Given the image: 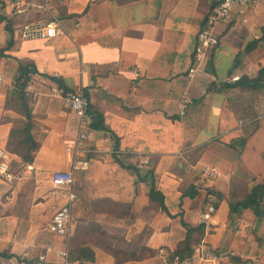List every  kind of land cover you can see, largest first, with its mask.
Wrapping results in <instances>:
<instances>
[{"label":"crops","instance_id":"crops-1","mask_svg":"<svg viewBox=\"0 0 264 264\" xmlns=\"http://www.w3.org/2000/svg\"><path fill=\"white\" fill-rule=\"evenodd\" d=\"M44 5L0 0V95L14 86L20 64L36 69L26 90L30 135L38 143L24 163L8 149L10 121H0V148L18 178L11 185L0 179V264H39L48 247L46 264H61L65 248L71 264H165L157 252H175L185 238L181 220L204 225L199 244L214 254L211 260L192 254V264H264V201L258 217L249 209L232 215L228 207L232 195L264 182V74L255 88L238 85L264 67V2L214 26L219 43L192 78L195 38L209 12L202 0H62L50 1V12ZM51 19L59 24L55 38L19 39L23 26ZM47 77L82 91L92 122L102 115L110 132L89 125L76 151L78 120L52 95L57 85ZM244 119L251 123L239 126ZM119 164L153 170L170 216ZM71 170L76 197L62 239L47 230L65 202L51 175ZM210 194L216 211L202 224ZM141 247L153 255L131 260ZM83 248L92 260L81 256Z\"/></svg>","mask_w":264,"mask_h":264},{"label":"built area","instance_id":"built-area-1","mask_svg":"<svg viewBox=\"0 0 264 264\" xmlns=\"http://www.w3.org/2000/svg\"><path fill=\"white\" fill-rule=\"evenodd\" d=\"M61 2L62 0H45V5L42 7L44 12H50L49 2ZM209 5V12L206 15L203 26L199 30L195 38V44L192 54V65L188 69V77L192 78L198 73V68L203 62L206 54L211 49L215 48L219 41L214 32V26L217 23L223 22L228 19L230 14L235 11L239 15H244L247 8L253 4H258L264 2V0H202ZM17 11V13H20ZM58 22L56 19H51L46 22L35 23L23 26L19 30V39L29 40V39H52L57 36ZM2 65V60L0 58V67ZM4 74L0 70V86L4 83ZM52 95L58 98H62L66 106L73 112L78 120V136L76 143V151H80L79 145L82 141L86 139V133L84 132L89 125L92 123V117L90 114V103L87 97L82 91H64L63 88L56 87L52 90ZM187 100L184 98L182 100V105H186ZM183 113V112H181ZM251 120H241L239 121V126L249 125ZM6 152L0 148V179L8 184H14L18 179L17 176L9 169L8 163L6 161ZM75 167H72V169ZM139 169L141 166L138 167ZM27 170H32L31 165L26 166ZM213 178L214 173L212 171L207 172ZM51 183L56 190H63L65 202L63 205L55 209L51 220L47 226V230L54 234L55 236L65 239L70 230L71 223V210L72 204L75 200V194L72 191L73 184V173L72 170L68 172H54L51 175ZM216 199L210 194L204 203L203 210L199 215V223L208 222L216 211ZM50 248H46L44 253L37 257L39 264H46L47 253ZM157 254L164 260L165 264H192L191 258L181 260L177 255H172L166 252L163 248H160ZM193 254L200 257L201 260H211L214 258V254L211 250L202 249L201 244H198L194 250ZM61 264H71V259L69 251L67 248L59 251L58 253Z\"/></svg>","mask_w":264,"mask_h":264},{"label":"trees","instance_id":"trees-1","mask_svg":"<svg viewBox=\"0 0 264 264\" xmlns=\"http://www.w3.org/2000/svg\"><path fill=\"white\" fill-rule=\"evenodd\" d=\"M0 20L3 18L0 16ZM253 45H249L246 48V51H249ZM32 74H36V69L29 65H19L17 70V78L15 80V84L13 86L12 93H14L22 107L23 114L22 117L24 119L23 125L18 132L20 135L17 140V146L22 147L25 151L24 155H18L20 159L24 163H29L33 160L32 154L38 149V143L31 137L30 131L32 129V115L29 108V100L27 99L25 89L27 87V83ZM264 74V67L258 72V76L254 80H248L246 78H241L238 85H242L245 87L255 88L258 86L259 82L262 81V77ZM48 80L54 82L57 87L63 88L64 91L68 92V89L62 80L56 79L54 77H47ZM93 122L91 123V128L98 131L110 132V130L104 125L103 117L100 114L93 115ZM13 131H10V138L13 136ZM114 140V148L117 149L118 139L115 136H112ZM10 140V139H9ZM9 147V143H8ZM15 153V152H14ZM121 167L134 172L139 182L146 183L148 186V198L152 203L158 205V208L165 214L169 215L165 204H164V196L163 194L156 189L155 186V178L153 170H146L144 173H141L139 168L134 166H124L119 164ZM185 194V193H184ZM183 196V194H182ZM189 196L194 197V193L189 191ZM264 201V182L258 183L253 186L251 189L242 192L239 196L231 197L228 207L230 213L232 215H240V213L246 209L251 210L256 217L261 214V204ZM170 216V215H169ZM132 215L130 214V218ZM181 224L185 230V238L178 244L175 252L171 253L172 255H177L181 260L191 258L193 254L194 247L200 243L203 235H204V225H198L196 227L185 224L181 220ZM112 255L117 258L118 255H123L117 250H110ZM147 252V254H145ZM144 253V254H142ZM153 255V251L147 248L141 247L136 251L130 252L131 260H138L145 257H150ZM81 256L85 257L87 260L93 259V254L89 249L83 248L81 249Z\"/></svg>","mask_w":264,"mask_h":264},{"label":"rangeland","instance_id":"rangeland-1","mask_svg":"<svg viewBox=\"0 0 264 264\" xmlns=\"http://www.w3.org/2000/svg\"><path fill=\"white\" fill-rule=\"evenodd\" d=\"M10 86L11 87H7L5 89L3 95H0V121L1 120L10 121L11 130L14 133L13 136H11L10 141L8 142L9 143L8 149H10V151H14L15 153H17V155L21 156L24 155L25 151L22 147H18L16 142L18 140V137L20 136L18 132L20 131L24 122V119L22 117L23 110L17 96L14 93H12L13 86L12 85ZM25 92L27 99L30 102L31 101L30 98L32 97L29 96L30 94L27 92L26 89ZM37 131H41V130H37ZM40 134L38 136H40ZM145 254H147V252Z\"/></svg>","mask_w":264,"mask_h":264}]
</instances>
